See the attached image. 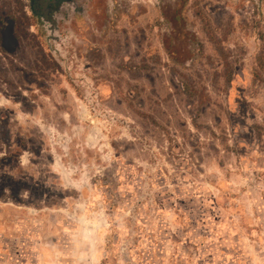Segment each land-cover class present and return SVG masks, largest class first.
<instances>
[{"label":"rangeland","instance_id":"rangeland-1","mask_svg":"<svg viewBox=\"0 0 264 264\" xmlns=\"http://www.w3.org/2000/svg\"><path fill=\"white\" fill-rule=\"evenodd\" d=\"M112 2L0 0V264H264V0Z\"/></svg>","mask_w":264,"mask_h":264},{"label":"flooded vegetation","instance_id":"flooded-vegetation-1","mask_svg":"<svg viewBox=\"0 0 264 264\" xmlns=\"http://www.w3.org/2000/svg\"><path fill=\"white\" fill-rule=\"evenodd\" d=\"M113 0H30V7L35 16L44 22L45 15L51 16L56 25H62L71 31L83 28L80 21L89 23L90 17L100 21L101 15L106 12V8H111ZM161 12L166 16L163 18L166 26L169 27L168 36L173 29L172 14H175L176 7L184 0H155ZM37 9V10H36ZM45 10H49L46 14ZM103 10V12H102ZM102 12V13H101ZM105 17V15L103 16ZM81 25V26H80ZM80 26V27H79ZM85 27V26H84ZM86 28V27H85ZM58 30V28H56Z\"/></svg>","mask_w":264,"mask_h":264},{"label":"crops","instance_id":"crops-1","mask_svg":"<svg viewBox=\"0 0 264 264\" xmlns=\"http://www.w3.org/2000/svg\"><path fill=\"white\" fill-rule=\"evenodd\" d=\"M52 32V31H51ZM59 32V30L54 29V31L52 32L54 35H57V33Z\"/></svg>","mask_w":264,"mask_h":264}]
</instances>
